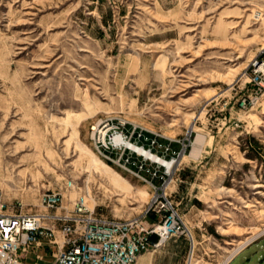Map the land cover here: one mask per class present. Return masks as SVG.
Here are the masks:
<instances>
[{
	"label": "rangeland",
	"instance_id": "rangeland-1",
	"mask_svg": "<svg viewBox=\"0 0 264 264\" xmlns=\"http://www.w3.org/2000/svg\"><path fill=\"white\" fill-rule=\"evenodd\" d=\"M261 47L264 0H0L4 199L39 208L53 188L120 217L150 202L148 223L173 212L169 232L191 237L184 264H223L253 235L246 264H264V91L237 106ZM104 115L170 165L101 159L88 130Z\"/></svg>",
	"mask_w": 264,
	"mask_h": 264
},
{
	"label": "built area",
	"instance_id": "built-area-1",
	"mask_svg": "<svg viewBox=\"0 0 264 264\" xmlns=\"http://www.w3.org/2000/svg\"><path fill=\"white\" fill-rule=\"evenodd\" d=\"M246 74L249 90L238 98L239 109L252 106L264 91V47L249 60ZM124 124L107 115L92 122L88 137L93 150L101 159L126 170L138 167L154 174L155 169L145 162L159 163L136 148L158 154L152 147L159 143L133 126L124 128ZM37 204L39 208H25L18 199L5 200L0 191V264H133L138 254L172 233L166 221L177 218L169 212L162 221L148 223L143 215L152 208L150 202L142 217L107 215L88 207L83 195L67 207L62 191L53 188L40 191ZM162 225L167 230L160 229ZM151 234L156 241L151 240ZM186 239L190 244L191 237Z\"/></svg>",
	"mask_w": 264,
	"mask_h": 264
},
{
	"label": "crops",
	"instance_id": "crops-1",
	"mask_svg": "<svg viewBox=\"0 0 264 264\" xmlns=\"http://www.w3.org/2000/svg\"><path fill=\"white\" fill-rule=\"evenodd\" d=\"M152 241H156L154 234L150 235ZM166 241H159L149 250L137 255L133 264H184V253L187 241L179 235H169ZM250 245H245L236 251L224 264H230L237 256L240 258L236 264H246L248 253L245 250Z\"/></svg>",
	"mask_w": 264,
	"mask_h": 264
},
{
	"label": "bare ground",
	"instance_id": "bare-ground-1",
	"mask_svg": "<svg viewBox=\"0 0 264 264\" xmlns=\"http://www.w3.org/2000/svg\"><path fill=\"white\" fill-rule=\"evenodd\" d=\"M118 138V136H116L115 137V139H117ZM132 146V145H131ZM137 149V151H139V152H141V153H143V155L144 156H146V157H148L150 160H152V161H156L157 163H159V164H163V165H165V166H169L170 165V163H171V161L170 160H166V159H164L163 157H161V156H159L158 154H155V153H153V152H150V151H148V150H146V149H141V148H136ZM85 199V198H84ZM86 200V199H85ZM160 229L161 228H163V230H167V226H165V225H162V226H160L159 227ZM262 231H264V230H262ZM256 235H253V236H251V237H247V238H245L244 240H242V241H239L238 243H237V246L231 251V254L227 257V259L226 260H228V258L229 257H231L236 251H238L241 247H243V246H245L248 242H250L254 237H255ZM162 238H163V235H162ZM161 238V239H162ZM161 241V240H160ZM226 260L224 261V263L226 262ZM223 263V264H224Z\"/></svg>",
	"mask_w": 264,
	"mask_h": 264
},
{
	"label": "trees",
	"instance_id": "trees-1",
	"mask_svg": "<svg viewBox=\"0 0 264 264\" xmlns=\"http://www.w3.org/2000/svg\"><path fill=\"white\" fill-rule=\"evenodd\" d=\"M248 142H249V143H251V141H250V140H249ZM252 142H254V141L252 140Z\"/></svg>",
	"mask_w": 264,
	"mask_h": 264
}]
</instances>
